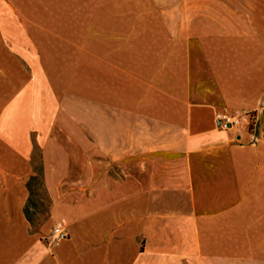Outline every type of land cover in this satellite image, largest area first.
Listing matches in <instances>:
<instances>
[{
    "label": "crops",
    "instance_id": "0c3cea01",
    "mask_svg": "<svg viewBox=\"0 0 264 264\" xmlns=\"http://www.w3.org/2000/svg\"><path fill=\"white\" fill-rule=\"evenodd\" d=\"M0 264H264V0H0Z\"/></svg>",
    "mask_w": 264,
    "mask_h": 264
},
{
    "label": "built area",
    "instance_id": "2783aa9c",
    "mask_svg": "<svg viewBox=\"0 0 264 264\" xmlns=\"http://www.w3.org/2000/svg\"><path fill=\"white\" fill-rule=\"evenodd\" d=\"M214 124L219 131H233L242 127H245L247 131H251L254 126V118L249 112L229 113L219 111L215 114ZM67 238L68 233L60 227H53L49 243L55 246Z\"/></svg>",
    "mask_w": 264,
    "mask_h": 264
},
{
    "label": "rangeland",
    "instance_id": "374dc122",
    "mask_svg": "<svg viewBox=\"0 0 264 264\" xmlns=\"http://www.w3.org/2000/svg\"><path fill=\"white\" fill-rule=\"evenodd\" d=\"M30 200L27 208L28 216L34 226H37L46 216L48 209V200L39 178H36L30 184Z\"/></svg>",
    "mask_w": 264,
    "mask_h": 264
},
{
    "label": "trees",
    "instance_id": "16d2710c",
    "mask_svg": "<svg viewBox=\"0 0 264 264\" xmlns=\"http://www.w3.org/2000/svg\"><path fill=\"white\" fill-rule=\"evenodd\" d=\"M29 188V187H28ZM29 190H30V188H29ZM30 193H31V190H30ZM26 217H28V214H27V212H26ZM28 219H29V217H28Z\"/></svg>",
    "mask_w": 264,
    "mask_h": 264
}]
</instances>
